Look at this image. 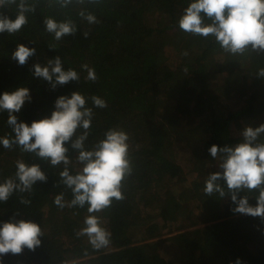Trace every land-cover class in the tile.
<instances>
[{
    "label": "trees",
    "instance_id": "trees-1",
    "mask_svg": "<svg viewBox=\"0 0 264 264\" xmlns=\"http://www.w3.org/2000/svg\"><path fill=\"white\" fill-rule=\"evenodd\" d=\"M30 2L36 11L28 14V23L16 34H0V96L29 89L31 100L15 115L31 126L51 117L59 97L79 91L93 110L85 149L111 128L124 130L132 173L123 182L125 198L97 213L111 233L110 246L97 251L86 236L75 234L84 226L87 206L61 210L54 204L61 193L66 202L73 199L60 182L63 166L53 167L17 145H0V181L14 175L17 160L40 165L48 177L31 193L17 192L0 203V225L31 221L44 233L35 251L8 253L0 257L3 264H235L237 259L264 264V219L233 213L230 195L204 192L207 176L221 171L210 147H234L243 142L246 127L264 124V78L256 75L264 68V53L233 56L214 37L182 31L179 18L192 0H86L67 8L54 0ZM80 10L94 14L99 23L83 20ZM15 12V6L0 9L13 20ZM46 17L72 19L78 30L55 41L45 29ZM18 44L36 49L23 66L12 59ZM193 46L196 51L190 50ZM57 55L64 69L77 71L80 79L53 89L34 76L33 66H46ZM85 64L95 70V82L86 79ZM92 96L104 99L107 107L94 106ZM8 116L0 111V137H14ZM259 139L264 142V135ZM65 146L74 173L81 167L78 153L70 143ZM218 183L227 192L225 182ZM21 196L31 204H21ZM244 196L257 204L255 190L240 193ZM166 245L173 249L171 257Z\"/></svg>",
    "mask_w": 264,
    "mask_h": 264
},
{
    "label": "clouds",
    "instance_id": "clouds-1",
    "mask_svg": "<svg viewBox=\"0 0 264 264\" xmlns=\"http://www.w3.org/2000/svg\"><path fill=\"white\" fill-rule=\"evenodd\" d=\"M52 0H50V3ZM86 0H54L61 8H67L73 3L84 5ZM102 0H87L90 4H99ZM5 6L16 8V18L13 20L0 13V34L10 35L19 32L28 23V14L35 13L36 4L30 0H0V9ZM79 16L89 24L99 23L96 16L85 10L79 11ZM47 33L53 35L55 41L65 36L75 35L77 25L72 19L57 21L55 18H44ZM179 28L185 33L203 38L214 37L221 49L233 56H243L251 50L264 53V0H192L179 18ZM89 35L84 33L85 38ZM56 45L50 44V49ZM36 54L35 48L18 44L12 54V59L23 66L28 59ZM187 55V53H184ZM34 76L52 84L66 85L80 79L77 71L64 69L61 57L48 59L46 66L39 63L34 66ZM87 71V80L95 82V70L88 65H82ZM187 71V69H185ZM264 78V68H259L256 74ZM94 106L106 108L107 103L99 96L90 97ZM30 91L19 88L11 93L0 96V111L9 113L7 124L11 127L14 137H0V145L11 149L17 145L24 153H29L51 166H63L59 173L60 182L71 190L73 199L64 200V194L57 195L54 204L61 210L65 207L87 206L83 227L76 231L77 238L87 237L94 250L105 249L111 244V233L102 226V219L97 213L111 207L113 200L121 201L123 182L132 173L129 158V135L122 129L111 128L105 132L104 138L97 142L91 150L85 149V141L92 125L93 110L86 107V97L79 91L71 96H61L55 102V111L50 118L33 121L31 126L18 122L15 113H19L26 101H30ZM82 133L77 135V130ZM243 142L234 147H210L213 159H218L221 171L210 174L205 180L204 192L208 196L218 193L221 198L230 195L236 205L233 213L244 214L264 219V142L259 138L264 135V124L259 127H246L241 133ZM71 149L78 153L79 170L70 169L71 159L68 155ZM13 176L0 181V203H6L14 193H31L37 182L46 183L48 177L38 164H28L23 160L15 163ZM224 181L225 188L218 183ZM258 192L257 204H249L248 196L240 197V193ZM19 202L30 205L31 201L24 196ZM44 233L34 222L13 220L0 225V257L8 253L21 254L25 248L35 251L41 245L40 237ZM0 264H3L0 259ZM235 264H243L237 259Z\"/></svg>",
    "mask_w": 264,
    "mask_h": 264
},
{
    "label": "rangeland",
    "instance_id": "rangeland-1",
    "mask_svg": "<svg viewBox=\"0 0 264 264\" xmlns=\"http://www.w3.org/2000/svg\"><path fill=\"white\" fill-rule=\"evenodd\" d=\"M193 47H195V48H194V49L190 48V50L196 51V46H193ZM164 251H165L166 253H168V254L170 255V257H171L172 254H173V249H172L171 245H166V246H164Z\"/></svg>",
    "mask_w": 264,
    "mask_h": 264
}]
</instances>
